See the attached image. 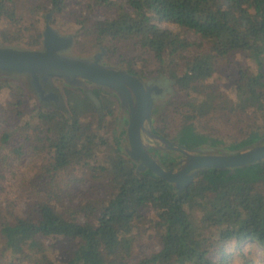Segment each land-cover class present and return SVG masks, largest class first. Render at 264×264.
Masks as SVG:
<instances>
[{
    "label": "trees",
    "instance_id": "trees-1",
    "mask_svg": "<svg viewBox=\"0 0 264 264\" xmlns=\"http://www.w3.org/2000/svg\"><path fill=\"white\" fill-rule=\"evenodd\" d=\"M43 1L57 14L72 12L92 44L114 53L118 44L130 42L152 56L155 72L174 79L189 97L178 135L188 149L220 142L197 132L189 121L221 107L218 90L202 96L204 81L235 54H244L257 70L237 64L236 73L228 76L232 101L225 99L221 108H228V101L232 111L264 116V0ZM16 3L0 0V14ZM98 11L103 18H92ZM162 22L175 29L161 27ZM18 33L20 28L2 39L17 40ZM41 37L37 31L33 43ZM131 63L126 70L141 74ZM9 94L0 142L9 146L17 138L12 152L40 161L33 162L28 181L37 196H27L20 215L0 214V264H57L45 240L58 237L73 242L64 264H259L241 251L236 263L226 248L252 241L264 251V159L234 169L202 170L177 193L172 183L137 168L121 145L126 131L110 138L101 127L82 122L76 104L65 114L39 105L23 89ZM17 120L24 121L15 126ZM263 136L264 127L251 130L225 148L244 147ZM109 149L114 155L96 163ZM83 183L104 193L74 205L66 202V194ZM149 239L158 242V250L132 261L136 244Z\"/></svg>",
    "mask_w": 264,
    "mask_h": 264
},
{
    "label": "rangeland",
    "instance_id": "rangeland-1",
    "mask_svg": "<svg viewBox=\"0 0 264 264\" xmlns=\"http://www.w3.org/2000/svg\"><path fill=\"white\" fill-rule=\"evenodd\" d=\"M13 12V15L11 16ZM50 12L49 23L57 29L61 34L73 35V45L69 49V54L73 56L91 58L95 52H100L101 48L105 49L102 56V62L106 65L119 67L126 70V64L130 61L135 68L141 72L138 76L144 82L150 79H161L167 77L173 81L169 85L170 90L166 91L162 98H157L154 101L151 115L150 130L159 136H162L169 142L178 146V135L181 127L185 123V102L189 98L176 86L175 80L164 74L155 72V63L152 56L143 51L130 42L118 44L114 53L108 51L102 44H92L90 36L84 34L83 29L73 18L72 12L57 14L50 9L49 4L43 0H17L15 6H12L7 11L0 14V45L13 46L18 48L39 49L42 47V37L40 43H33L34 34L39 31L42 35L46 22V14ZM103 11H98L91 15L92 18H103ZM161 27L175 29V26L170 23L162 22ZM20 28L21 34L18 33V39L7 42L3 41L2 35H13L15 29ZM229 62L221 61V64L216 69L212 77L204 81L205 91L202 96H208L213 90H218L221 96L216 99L219 102V107L223 106L226 100L232 101L233 88L230 83V74H235L238 63H248L251 69L256 72L257 68L254 62L245 57L244 54H235ZM229 59V58H228ZM264 70V68H263ZM183 69H178V74H181ZM53 85L59 90L62 95L67 111H61L65 114L69 112V108L76 104V107H81L80 119L83 121L92 122L93 127H101L102 131L111 138V136L119 131H126L127 116L125 110L122 109L120 100L117 94L109 88L94 87L92 85H85L79 82L77 84L69 83L60 78L53 79ZM21 90L27 93L31 98H34L38 103L35 95L26 86L25 78L21 75H0V123L6 116L8 109V101L10 98V91ZM96 95L98 101V110L87 104L84 99L86 95L84 90H90ZM226 99V100H225ZM90 100V99H89ZM91 101V100H90ZM228 108H216L215 111L205 117L193 118L191 122L195 130L199 133L208 135L212 138L220 140L216 148L224 149L229 143H234L245 138L246 134L255 130L261 132L264 127V116L260 113L249 110L246 113L232 111L231 105ZM92 102V101H91ZM93 103V102H92ZM39 104V103H38ZM40 105V104H39ZM42 106V105H41ZM47 108V107H45ZM231 108V109H230ZM51 109V108H49ZM60 111V110H59ZM24 120H17L15 126H19ZM31 123L36 122L35 118L30 120ZM155 130L159 131L158 133ZM2 126H0V136ZM145 142L154 146H160L161 149L151 151V154L161 162L164 168H170L173 163L182 158L180 152L167 148L164 143L158 140L151 139L143 135ZM19 139L11 140L10 145L1 144L0 142V214L10 216L20 215L25 206L27 196H37L33 187L28 184V181L33 177L32 170L33 160L30 155H17L12 152V146L17 145ZM170 143V144H172ZM182 144V143H181ZM180 144V145H181ZM121 145L126 150L128 144L124 137ZM183 145V144H182ZM204 146H210L204 144ZM113 150L109 149L105 153H101L96 158V163H102L108 157L113 156ZM95 163V162H93ZM101 187L97 189H89V184H77L68 194H66V202L71 201V205L76 204L87 197L97 196L103 194ZM151 210H146V214H152ZM46 243L52 245L53 257L57 264H64L68 251L73 242L63 238H48ZM159 244L154 239H149L136 244L132 261L138 257L148 255L152 251H156ZM235 254V262L237 263L239 257L236 256L238 251L250 253L259 264H264V251L256 243L252 241H245L239 244H229L226 248Z\"/></svg>",
    "mask_w": 264,
    "mask_h": 264
},
{
    "label": "water",
    "instance_id": "water-1",
    "mask_svg": "<svg viewBox=\"0 0 264 264\" xmlns=\"http://www.w3.org/2000/svg\"><path fill=\"white\" fill-rule=\"evenodd\" d=\"M50 12L42 30V47L39 49L18 48L0 45V75L24 76L26 86L43 107L67 111L65 101L53 85V78H62L73 84L81 80L108 87L113 90L126 112L127 140L126 153L137 162V168L151 170L156 175L172 183L179 193L194 177L208 168L227 169L253 164L264 159V136L255 143L236 149H218L214 146H197L188 149L184 145H174L149 128L154 101L162 98L173 81L167 77L150 79L146 83L138 75L119 67L102 64L104 48L92 58L73 56L69 49L73 45V35L61 34L49 23ZM86 96L97 103L95 95L85 91ZM143 135L161 141L167 148L175 149L182 158L170 168H164L151 154V150L161 149L145 142ZM172 143V144H170Z\"/></svg>",
    "mask_w": 264,
    "mask_h": 264
},
{
    "label": "flooded vegetation",
    "instance_id": "flooded-vegetation-1",
    "mask_svg": "<svg viewBox=\"0 0 264 264\" xmlns=\"http://www.w3.org/2000/svg\"><path fill=\"white\" fill-rule=\"evenodd\" d=\"M101 51V50H100ZM97 53H99V52H95L92 56H94L95 54H97ZM92 58V57H91ZM102 64H105V63H103L102 62ZM106 65V64H105ZM54 79V78H53ZM53 79H52V81H53ZM60 79H62V78H60ZM64 80V79H63ZM65 81V80H64ZM81 82L83 83V87L85 86V85H92V86H94V87H102V88H108V87H103V86H99V85H96L95 83H93V82H90V81H86V80H81ZM144 82V81H143ZM146 83V82H145ZM78 85V84H77ZM110 89V88H109ZM86 90H84V92H85ZM93 91V94H94V92H95V89H93L92 90ZM113 91V90H112ZM95 95V94H94ZM95 97H96V95H95ZM96 100H97V98H96ZM93 102V101H92ZM97 107L99 106V104H98V101H97V103H95V102H93ZM122 109H123V107H122ZM124 110V109H123ZM180 145V144H179ZM175 150V149H174ZM151 151H154V150H151ZM177 151V150H176ZM179 152V151H178ZM181 154V153H180ZM182 155V154H181ZM161 163V162H160ZM162 165V164H161ZM173 165H174V163H173Z\"/></svg>",
    "mask_w": 264,
    "mask_h": 264
}]
</instances>
